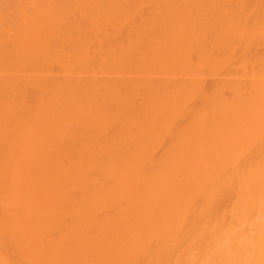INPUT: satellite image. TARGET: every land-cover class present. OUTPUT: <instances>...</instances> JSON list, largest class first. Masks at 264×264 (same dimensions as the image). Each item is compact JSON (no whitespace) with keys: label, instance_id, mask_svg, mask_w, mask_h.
<instances>
[{"label":"rangeland","instance_id":"obj_1","mask_svg":"<svg viewBox=\"0 0 264 264\" xmlns=\"http://www.w3.org/2000/svg\"><path fill=\"white\" fill-rule=\"evenodd\" d=\"M131 10L133 11L131 13L135 12L136 14H138V48L136 47V41H133L131 43L126 37H124L126 34V28H129V26L127 25L125 27V25L122 24L124 25V28L120 27L122 25H119V29L122 28V30H119L117 28L118 25L117 27L115 25H99L98 28H100L101 30H95L97 29L96 27H89L88 29V24H86V33H84V39H78L76 40V42H78L74 44L78 46L80 45L79 47L85 49V52L86 48H88V54L87 52L83 53L85 54L84 56H86V54L88 55V58L85 57L86 59H88L86 60V64H88L86 65V68L88 69L83 66L84 63H82L83 60L80 56L78 57L79 59L76 58L75 60H72L70 62V67L72 68V73L74 74V82H77V85L81 83L79 85L80 87L83 85L82 88H80L79 86L78 89L76 88L75 93L77 95L75 96V98L79 97L78 99H80L81 101H78L76 99L78 103L82 102L85 105V113L87 110L86 114H88V117H85L86 120H84L86 122V129H84L86 131L84 135L86 136V138H89V143L91 142V152H95L98 147H100L98 152L96 151L95 153V155H100L101 149H104V147L111 150L113 146H120L117 141H120V138H126L123 137L125 132L128 133V131H132V135L130 134L128 135L129 137L127 136V140L131 143L133 141L135 142V140L137 139L136 134H138V139L136 140V142L138 141V190L140 191L138 197H141L142 200L140 202V200L138 199L140 206L142 205L141 207H138V210H141V212L138 211V216H140L138 218L142 222L141 227L143 231L141 233L143 235L141 234L142 237L139 238L140 243L138 242V249L135 245H133L132 249L134 250V248H136L135 250H138L136 253L139 254L134 255L135 252L131 249L132 246L128 245L131 251L124 248L125 250L123 249V253H127L126 250H129L128 252L130 253H127L125 255L129 256L131 252H133V256L131 255L126 259V256L121 253V246L123 245L119 246V248L117 246H114L116 245L115 242L119 241H117V238L119 237L116 236V232L118 231V229L121 230V228H118L117 231L114 228L113 231L116 232H109L112 226L108 225V227L105 228L103 226L106 225L102 224L101 228V224L98 225L99 223H97V226H95V222L92 223L93 225L88 222V226H85L87 225L86 223L82 224V227L80 225H78L80 227H75L74 224H70L72 223L71 218L74 217H67L69 222L67 220L68 224L66 225H52L53 227L49 226L47 228L32 229L27 231V233L26 231L22 230L24 234L22 232L17 233L16 231H13L11 235H13L14 238L21 236L23 237V239L35 238L36 241H38L42 237L43 240L46 241L47 239H50L49 242H53V244H50L51 248H49V246L47 245H44V250L40 248L41 246H39L38 244L36 245V243L38 242H35L36 246H22L20 248L14 242L10 243L11 238L10 236H7L5 244L0 243V249L4 252L3 254V252H1L0 250V264H40L41 261H44L47 258L54 261L55 256L62 257L65 252V256L68 255V253H71L70 255H68V260H66V257L63 259L67 261L66 264H69V261L71 259V264H109V262L111 264V260L113 259H115V263L113 262L112 264H138L140 262V264H143L147 263L146 261L149 259V262H152L151 260H153V262H155L156 264H212L214 262L212 260L213 257L210 256L211 250H209L208 252V248L206 247L207 243L208 245L210 244L211 232L214 235V229H217V226L221 225L215 224V219H220L224 213L230 215L229 213L233 210L231 212V215L233 213V215L236 216H232L235 227L243 228H239V230L237 229V232L240 230H245L247 233L249 232V235H253L252 231L255 232L256 229L261 228L264 230V201L261 199L263 198L261 194H264V191H261V189L264 190V172L262 171V169L264 170V117H259V114L261 116V113L258 114V117H252L251 114V117H246V114L244 113L246 111L245 108L242 109L245 117H234L233 115V111L235 108H241L240 104H242L243 107H246L247 115H249L250 113V110L248 108L254 107L255 104L257 105L255 107H263H260V104L264 102V0H138V7H136L135 5ZM260 13H262L263 15ZM195 28H199L200 30H195ZM198 33L200 34V36H198ZM107 35L110 36L108 37ZM112 35H115L117 40H115V37L113 38ZM69 40L70 39H68L67 44H65L64 46H70L71 44H73V42L70 41V43ZM115 41H117V43H115ZM118 43H120L121 45ZM257 43L258 45H256ZM112 44H115V48H118L116 45H120V49L118 48L119 51L117 50V52L115 49L117 53L114 54V50L111 49L110 51H112V54L108 52L104 55V53L101 52L100 48H102V50L105 52L108 49L107 46ZM121 46H123L122 49ZM70 47H72V45ZM100 54L102 55L101 59H99V57H101ZM210 56H212V58ZM60 66V63L55 62L52 57L48 59L44 72L46 73L45 78L47 77V84H49V81L53 78V76H62V74H60V72L62 71L60 70ZM57 68H59L60 71ZM80 68L81 70H79ZM62 79L63 77L60 80ZM222 82L223 86L221 85ZM29 90L34 91V89ZM36 90L30 95H33L34 93H37L38 95L39 92H37ZM47 93L49 94V91L46 92V95ZM220 93H223L225 97L223 95L221 96ZM218 95L221 97H219ZM252 100H254L252 102L253 104L255 103L254 106L250 104L251 106L249 105L250 107H247V105L251 103ZM217 101L220 102L218 103ZM247 101L250 102L248 103ZM224 105H226L227 108ZM224 109L226 110V113L224 112ZM262 109L263 108H261L260 110L263 111ZM202 110L206 112V114L204 115L206 117L202 115ZM226 114L227 116H224ZM125 121H129L128 124ZM122 122H124L125 125ZM124 126H127V128H129L128 131H126L127 128H124ZM127 133L125 134V136L127 135ZM133 134H135L136 139L133 137ZM228 135L230 136L228 137ZM130 136H132L135 140L133 138L131 139ZM225 137L226 139H228H224ZM129 138L132 141L129 140ZM91 140L94 141L95 145L92 144L93 141ZM113 140L114 142H117L118 145L116 143H113ZM127 140H122L123 143L126 142V144L124 143L123 146L125 145L126 147L124 146V148L127 149L128 147V149L130 150L129 147H131L133 144L129 143L130 146H127ZM122 142L120 143L121 146ZM111 143H113L114 145ZM229 143L231 146H229ZM103 145L105 146L103 147ZM119 148L122 149V147ZM121 149L120 153H124L128 150L122 149L125 150L123 152ZM115 150L112 149L111 151L113 152ZM104 151L102 152L103 154ZM107 152H109V150ZM107 152H105L107 156V158H104V160L107 159L105 161L110 163L113 162L112 164H115L114 162L116 161L120 163L118 159L121 158V154L116 160L114 157H117L119 153L115 151L116 156L115 154H112L115 161L113 159L112 161L110 157V159L108 158ZM110 152L108 153L109 155H111ZM99 155L96 156L99 160L101 158V160L99 161L98 159L95 160L92 158L94 163L102 162L103 158L99 157ZM208 160H210L212 163L210 161L208 162ZM98 164L100 165V163ZM112 164L109 166H113ZM103 165L106 167V170H108V168L110 169V167L107 166L108 164L106 162H104ZM227 166L229 167L227 168ZM230 167L232 169V172H229ZM239 169L240 171H237ZM260 171H262V174L260 175L263 176H259L261 177V179L258 177ZM246 173L248 176L245 175ZM146 180L150 183H146ZM253 181L256 184L253 183ZM250 185L252 186L250 187ZM256 185L257 187H255ZM240 187H242L241 190L243 192L240 190ZM244 187H248L246 189L247 191H249L247 192ZM253 191H257L256 194ZM150 195L152 196L150 197ZM225 195L226 198H224ZM173 197H175L176 202L173 201ZM251 197L255 200H250ZM178 198L184 201L186 199L188 201L187 204H183L182 200L181 204L180 200L178 201ZM171 199H173L172 202H170ZM143 200L144 202L145 200H147L144 207ZM173 202L175 204L177 202L178 204L180 203V208L178 207V204L172 205L174 204ZM245 202H247V204H249L250 207L253 208L254 211H250L253 215H244V213H247L246 210H248L245 209L247 208V204ZM222 203H225L226 205H220ZM170 204L172 206H176L173 207V209H175L174 212L178 210L175 213L176 215H180V219L177 216L179 222L177 221L178 223L175 228L173 227L175 226L174 221H172L173 223L170 221V219L174 220L175 216L173 215L175 214L174 212H169L171 210L173 211ZM146 205L154 207V210L150 213L152 216H150V218L145 217L149 215L146 212H148L149 210L147 209L150 208H147ZM245 205L246 207H242ZM221 206L224 207L222 208ZM169 207L171 208L170 210H168ZM166 208L168 211L166 210ZM221 208L224 212L221 211ZM217 209H219L221 212H219ZM243 209H245L246 212L243 211ZM259 210H262L260 212V216L258 215ZM144 212L145 216L143 214ZM162 212L166 217L161 214ZM166 212H169L173 215L172 216L170 214L172 218L169 217V220V214L167 215ZM213 212L215 213V215ZM254 212L258 214L255 213L254 215ZM156 215H162L161 219L162 217L167 218L165 219L167 220V225L172 223V226L169 225L170 227H166L163 222L164 220L162 221L158 218H155L154 223V216ZM218 215H220V218L216 217ZM228 215L227 217L224 215L225 218L222 217L223 219L221 218V222L223 223L220 226L222 230H219V234L222 231H228L227 228L230 225V221H232ZM101 217L99 216L100 219ZM260 218L262 219V221ZM190 219L191 221H189ZM157 221L159 222L158 224H160V222L162 221L160 225H164H162L163 227H160V229L158 230L159 232L153 229L152 233L151 228H157L155 227L157 225ZM168 221H170L171 223ZM196 221L198 222L197 224ZM241 221H243L242 224H240ZM152 222L154 223V225L152 224ZM233 224L232 226L234 227ZM236 224H238L239 226ZM114 226H116L117 228L118 224H114ZM232 226L230 225V227ZM99 227L102 229L103 234L104 232L109 230V236L107 235V233H105L104 235H101V232L98 233ZM235 227L234 231H232L233 229L231 230V228L229 229V231L231 230L232 232L231 236L234 238V240L237 236V234H235L237 233L235 232ZM183 228L187 230H183ZM101 229L99 230L101 231ZM218 229L217 231H215V233L218 232ZM120 230L118 231V233L120 232ZM175 231H177V233H175ZM181 231L183 232V234L180 237ZM202 232H204L203 235H201ZM114 233H116V241H114L115 239H113L115 238ZM223 233L224 232H222V234ZM121 234L123 235L124 232ZM185 234H189V236L187 235L188 237H186ZM165 235H170L171 237L173 235V241L172 239L169 240L171 237L167 240L168 244L169 241L173 243L172 246L170 244H166L167 242L164 241ZM191 235L192 237H190ZM221 235L218 237H221ZM100 236L102 241L105 237L106 239L108 238V241H110V237H112V240L114 241L113 246L117 247L118 250L121 251L118 252L123 254L124 258L123 256H121V254L116 253V255H118L116 260V258H114L115 254H110L111 249H115L112 246L113 243L110 245V242H107L109 246L113 248L108 247V244L106 242L104 243H106L107 246L105 244H102L103 248L101 246L99 248V245H101L99 243L98 247L95 243V245H89L91 243L88 244L89 246L87 245V241H91V238L89 237H95L97 238L95 239V241H97L100 239ZM103 236L104 238H102ZM217 236L216 238L214 236V238L218 243L219 238ZM224 236H226L225 233ZM81 237L82 240H79V238L81 239ZM87 237L90 239V241L87 240L85 244L88 246L87 248H89L87 250L86 247H83L85 246V242L82 244L83 246H81V243H78L77 245V242L73 241L79 240L83 242L85 238L88 239ZM122 237L126 238L124 235ZM122 237H120V239ZM51 239L54 240L51 241ZM61 239H63V242H65L64 244L62 242V244L59 243V240ZM56 240H58L59 242H56L55 244L54 241ZM112 240L111 242H113ZM71 241H73L74 243ZM92 241H94V239ZM68 242L71 244V247H74V249H71L70 246L66 245ZM58 243L61 244L63 248L61 246L60 247L62 249L59 248ZM69 243L68 245H70ZM215 244L216 242L214 243V248ZM30 245H32V242L30 243ZM117 245H120V243H118ZM182 245L183 247H181ZM185 245L187 248L185 247ZM46 246L48 247L47 249L49 252L45 249ZM66 246L69 248V250ZM93 246L96 247L93 248ZM178 246L180 248H178ZM204 247L206 248L207 253H205L206 251L203 249ZM16 248L18 249L16 250ZM106 249L110 251V253L108 252L109 254L105 252ZM172 250L173 252H171ZM114 251L116 252L117 249ZM178 253L181 255H179ZM208 253L209 255L207 256L206 254ZM59 254H61L62 256ZM19 256L21 257L19 258ZM192 256H194L195 259ZM60 257L58 258L59 260H61L60 264H63ZM189 258L190 260L187 261V259ZM175 259H177V261H175ZM207 261L210 262L207 263Z\"/></svg>","mask_w":264,"mask_h":264},{"label":"bare ground","instance_id":"obj_2","mask_svg":"<svg viewBox=\"0 0 264 264\" xmlns=\"http://www.w3.org/2000/svg\"><path fill=\"white\" fill-rule=\"evenodd\" d=\"M216 4H217V2H216ZM135 5H136V7H138V0H0V243L1 244H5V240L7 239L6 237L10 236V238H11L10 243L14 242L20 248L22 246H26V247L27 246L28 247L29 246H36L37 244L39 246H41L40 248H42V249H43L44 245H47V246H49V248H51L50 244L51 243L53 244V242H49L50 239H47V241L49 242L48 243L46 240H43L42 237L38 241H36L35 238H34L35 240L34 239H28V238L23 239V237L18 236V234H17L18 237L14 238L13 235H11V233L13 231H16L17 233H21L22 230L26 231V233H27V231L32 230V229L47 228V227L52 226V225H57V226L66 225L69 222L67 217H69V218L74 217V218H71L72 223H70V224H74L75 227H77L78 225H80L82 227V224H86V223H87V225H85V226H88L89 223L92 224L95 222V226H97L96 224L99 223L98 225L101 224L100 225L101 228H102V224L106 225V226H103L105 228H107L108 225L112 226V228H111L112 231L110 229V231L108 230L109 232H116L118 228H121L122 232L120 229H118V231L120 230L121 233L124 232L123 235L126 237V238H123L122 237L123 235L120 232L118 233V231H117L116 236H118L119 238H117L115 236L116 233H114L115 238H113V239H115L114 241H116V238H117V241L118 240L119 241L115 242L116 245H114V241L112 240V237H110L111 238L110 241L107 240L109 238L108 237L109 233H108V231L105 230L106 232H104V234L107 233L108 236L105 235L106 237H108L107 239H106V237L104 238V236H103L102 238H104V240L102 241L101 236H100V239L99 238L98 239L101 241H99V240L95 241V239H97V238L89 237V238H91V241H90V239L87 237L88 239L85 238V240L82 242V241H79V240H82V237H81V239L79 238V240H76V241L73 240L74 242H77V245H78V243H81L80 245L83 246L82 244L85 242L84 243V245H85L86 241L89 240L90 242L87 241V245L89 243H91L89 245L97 244L96 246L98 247V245L101 244V245H99V248H100V246L103 248L102 244H105L107 246V244H108L107 242H110V245L113 243L112 246L114 245V246H117L118 248L121 245L125 246V247L121 246L122 252L119 251L117 247L113 246L115 249H113V250L111 249V253H110V251H108V249H109L108 247H110V248H113V247L109 246V244H108V247L105 246L106 248H108V249H106L107 251L105 250V252H107V253L109 252L111 255L115 254L114 258H116V260L118 257V255H116V253H119V252L123 253L124 248L130 250L129 246H132L131 247V249H132L133 245H135L136 248L138 249V247H139L138 242L140 241L139 238L142 237L141 232L143 231L142 227H141L142 222L138 218V217H140V216H138V211L141 212V210H138V207L140 206L138 199L140 200V202L142 201L141 197H138L139 192H140L138 190V141L136 142V140L138 139V134H136L137 139L135 137V134H133L134 135L133 137L136 140L132 136H130V138L131 139L133 138L135 140V142L134 141L132 143L129 142L127 140L129 137L128 135H130V134L132 135V131H128L129 128H127V126L126 127L124 126V128H127V130L126 129L125 130L128 131V133L125 132L123 137H126V138L125 139L120 138L121 139L120 141L122 142V140L123 141L127 140V143H128L127 146H130L129 143L133 144L131 147H129L130 150L128 149V147H127V149L129 151L126 148H124L125 145L123 146V144L124 143L126 144V142H124V143L122 142V146H121V144H120L121 142L117 141L120 145V146H117L119 151H118L117 147H114V146L112 149L113 150L117 149L115 151H117V153H119V154L117 155V157H114L112 154H115V151H113L114 152L113 153L111 151L112 149L111 150L106 149V147H104L105 145H103L104 149L103 148L101 149L100 155L96 154V155H99V157L103 158L102 162H95V163H97V164H95L93 159H95V160L98 159V157L95 155V153H96V151L98 152L100 147H98V149L95 152H91V144H90L91 142L89 143V141H90V140L88 141L89 138L88 137L86 138V136L84 135V133L86 131V130H84V129H86L85 128L86 122L84 120H86V118L88 117V114H86L87 110H86V113L84 112V110L86 109V107L84 108L85 105L82 102L78 103V101L80 100V99H78L79 97L75 98V96L77 95L75 93L76 88L78 89V86L81 83L78 82L79 84L77 85V82H74V74L72 73V68L70 67V62L72 60H75L76 58L79 59L78 58L79 56L83 60V62H82V63H84L83 66H85V68H86V65H88V64H86L87 63L86 60H88V59H86V58H88V55H87L88 54V52H87L88 48H86L87 54H86V56H84L85 54H83V53H86L85 49H83L82 47H79L80 45L78 46V45L74 44V43L78 42V41L76 42V40H78V39L80 40L82 38L84 39V33H86L85 32L86 31L85 30L86 24H88V29H89V27H91V28L96 27L97 29H95V30L100 29V28H98L99 25H101V26L102 25L103 26L115 25L116 27L118 25V27H117L118 29H119V25L124 24L125 27L127 25V26H129V28H126V30H125L126 34L124 33L125 34L124 37H126L131 43L133 41H136L137 42L136 47L138 48V19H137L138 14H136L135 12L131 13V12H133L131 9H133V7ZM260 14H262V13H260ZM261 23H262V21H261ZM124 25H122L120 27L124 28ZM120 29L122 30V28H120ZM195 30H200V29L195 28ZM99 31H97V32H99ZM193 31H194V28H193ZM247 31H248V29H247ZM201 34H202V32H201ZM116 35H117V33H116ZM107 36L109 37L110 35H107ZM112 36H113V38L115 37V40H117L115 35H112ZM198 36H200V34ZM203 36H205V35H203ZM68 39H70L69 42L70 41L73 42V44H71L72 47H70L71 45L70 46L69 45L64 46L65 44H67ZM110 39H111V37H110ZM204 41H205V39H204ZM92 42H93V39H92ZM115 43H117V41H115ZM196 43H198V42H196ZM118 44H120V43H118ZM185 44H187V43H185ZM120 45L119 46L116 45V46L120 49ZM256 45H258V43ZM107 47H108V49L106 50L107 52L106 51L104 52L102 50V48H100L101 52H103L104 55L107 54L108 52L111 53L112 52V51H110L111 49L114 50V52H113L114 54L119 51L118 48H115V44L109 45ZM122 48H123V46H121V49ZM100 49H99V51H100ZM115 49H116V51L117 50L118 51L116 52ZM197 49H198V47H197ZM207 50H205V51H207ZM256 51H259V50H256ZM210 53H211V49H210ZM207 54H208V52H207ZM50 57H52L55 62L60 63V65H61L60 70H62L60 72V74H62V76L61 77H59V76L54 77L53 76V78L49 81V84H47V82H46L47 77L45 78L46 73H44V72H45V66L47 65V61H48V59H50ZM210 57L212 58V56H210ZM101 58H102V55H101V57H99V59H101ZM211 61H212V59H211ZM78 65H79V63H78ZM49 66H51V65H49ZM77 68H78V66H77ZM57 69L59 70V68H57ZM86 69H88V68H86ZM79 70H81V68ZM52 72H53V70H52ZM62 77H63V79L60 80ZM56 78H58V79H56ZM223 82L221 83L222 86H223ZM82 86L81 87L79 86V87L82 88ZM222 86H221V88H222ZM36 88H37V90H36ZM29 89H34V91L36 90L37 92H39V94L37 95V93H34L33 95H30L34 91L33 90L30 91ZM47 91H49V94L47 93L48 96L46 95ZM220 94H221V96L223 95V93H220ZM215 95H213V96H215ZM221 96H219V97H221ZM253 101L254 100H252L251 103H249L250 101L249 102L247 101L249 103V104L247 103L248 104L247 107H250L251 106L250 104H252L254 106L255 103L253 104L252 103ZM210 102H212V101H210ZM217 102L219 103L220 101H217ZM223 104H222V106H223ZM262 104H260V107L263 106L261 108H263L262 110L264 111V104L263 105ZM240 105H241V108L237 107V109L236 108L234 109V111H233L234 117H245V116L249 117L250 114L252 117L253 116L258 117L259 113H261V116L259 114V117H264V114H263L264 112L260 110L261 108L255 107V106H257L256 104L254 107L248 108L250 110L249 115H247L246 107H243L242 104H240ZM224 106H226V105H224ZM226 108H227V106H226ZM243 108H245V110H246L244 112L246 115L243 113V110H242ZM203 110H205V109H203ZM203 110H202V115L204 116L206 114V112ZM259 111H261V112H259ZM203 112H205V113H203ZM224 112L226 113V110ZM227 114L224 116H227ZM93 115H95V114H93ZM214 116H216V115H214ZM204 117H206V116H204ZM230 119H232V118H230ZM165 120H166V118H165ZM125 122L128 124L129 121H125ZM122 123H124V122H122ZM124 125H125V123H124ZM108 127H110V126H108ZM129 132H131V133H129ZM138 132H136V133H138ZM126 133H127V135L125 136ZM229 136L230 135H228V137ZM130 138H129V140H131ZM224 139H226V137ZM91 141H93V140H91ZM112 142L117 144V142H114V140ZM113 143H111V144H113ZM92 144L95 145L94 141L92 142ZM110 146H112V145H110ZM229 146H231L230 143H229ZM101 147H102V145H101ZM119 147H122V149H126L127 151L122 150ZM120 149L123 152L124 151L125 152L120 153L121 152ZM108 150H109V152L111 151L110 154L112 155V157H111V155L108 154L109 153V152H107ZM103 151H104V154L102 153ZM105 152H107L108 158L110 157L111 160L113 159L114 161H115V159L117 160V158H119V156L121 154V156H120L121 158L118 159L120 161V163L118 161H116V162H114L115 164H112L113 160L112 161L110 160L112 163L105 161V160H107V159L104 160V158H107ZM141 155H142V153H141ZM115 156H116V154H115ZM212 157H214V156H212ZM223 157H225V156H223ZM100 160H101V158H100ZM209 161L210 160H208V162ZM104 162H106L108 164L107 165L108 167H110L109 165H111V164L113 166H111L110 169L108 168V170H106V167L103 165ZM98 163H100V165ZM101 163H103V164H101ZM228 167L229 166H227V168ZM229 169H228L229 172L230 171L232 172L231 167ZM237 171H240V169ZM262 171L264 172L263 169H262ZM262 171H260L258 177L262 176V175H260V174H262ZM197 173H199V172H197ZM216 173H217V171H216ZM245 175L248 176L247 173ZM263 175H264V173H263ZM169 176H170V174H169ZM105 178L107 179V181H110V182H107ZM256 178H255V180H256ZM259 178L261 179V177H259ZM250 179H252V178H250ZM231 180H233V179H231ZM263 180H264V178H263ZM228 181H229V179H228ZM146 183H150V182H148L146 180ZM250 183H252V182H250ZM253 183H255V182L253 181ZM245 185H248V184H245ZM251 186L252 185H250V187ZM255 187H257V185ZM255 187H253V188H255ZM241 188L242 187H240V190H241ZM244 188L246 189L248 187H244ZM160 191H161V189H160ZM246 191H247V189H246ZM261 191H264V190L261 189ZM253 192H255V191H253ZM256 192H255V194H256ZM261 195L263 197L261 199L264 201V194H261ZM151 196L152 195H150V197ZM232 197H235V196H232ZM173 198H174V200L171 199L170 202H172V200L174 202H176L175 197H173ZM224 198H226V195ZM259 198H260V196H259ZM151 199H153V198H151ZM252 199L253 198L251 197L250 200H252ZM179 200L181 202L182 199L178 198V201ZM227 200H230V199H227ZM254 200L255 199H253V201ZM143 202H144V200H143ZM145 202H147V200H145ZM145 202H144L143 207L146 204ZM182 202H183V204H185V203L187 204L188 201L185 199V201L182 200ZM182 202H181V204H182ZM249 202H251V201H249ZM245 203L247 204V202H245ZM253 203H251V204H253ZM177 204H178V202L176 204L174 203L172 205H177ZM181 204L180 203L178 204L179 208H180ZM223 204H225V203H222L220 205H223ZM248 205L249 204H247V208H245V209H248V210H246L247 213L245 214L243 212L245 216L246 215H253L250 211L253 212L254 210H253V208L250 207V205L249 206ZM263 205H264V203H263ZM146 207L147 208L150 207L149 209H147L149 211L146 212L149 215L145 216V212L143 214L145 217L150 218V216H151L150 213H151V211L154 210V207L153 206L151 207L148 205H146ZM173 207H176V206H172L171 208L173 209ZM221 207L223 208L224 206H221ZM242 207H246V205L242 206ZM171 208L169 207L168 210H170ZM222 208H221V211L223 210ZM245 209H243V211H245ZM254 209H256V208H254ZM166 210H167V208H166ZM174 210L175 209H173V211L171 210L169 212L173 213ZM217 210L219 212H221L219 209H217ZM145 211H146V209H145ZM165 211H163V212H165ZM177 211H175V212H177ZM261 211L262 210H259V214L254 212V215L256 213L260 216ZM263 211H264V208H263ZM163 212L161 214H163ZM169 212L168 213L166 212L167 215L169 214L168 220L170 219L169 217L172 218V216L175 215L174 220L170 219L171 222L174 221L175 226H173V227L175 228L177 223L179 222L180 215L178 213H177L178 215H176L175 212H174L175 214L172 215ZM222 212H224V211H222ZM231 212L229 213L230 215L224 213L223 216H221V218L222 217L225 218V216L227 217V215H228L230 217V219L232 220V216H234V217H236V216L233 215V213L231 215ZM170 214L172 216H170ZM199 214H200V212H199ZM214 215H215V213H214ZM262 215H263V213H262ZM97 216H98V218H97ZM99 216L100 217L105 216V217H110V218L104 217V219H103V217H101V219H100ZM161 216L160 215L154 216V223H155V218H158L159 220H162V221L164 220L163 222H164L166 227L167 226L170 227L169 225L172 226L173 222L171 223L170 221H168L171 224L168 223L169 225H167V222H166L167 220H165L167 218H164L166 216L164 215V217H162V219H161ZM177 216L179 219L177 218ZM194 216H195V214H194ZM196 216H198V215H196ZM203 216H204V214H203ZM219 216L220 215H218L216 217H219ZM191 218H192V216H191ZM221 218L215 219L216 220V221L214 220L215 224H217V225L221 224L222 225L223 222H221L222 221ZM181 219H182V216H181ZM67 220H68V222H67ZM138 220H139V222H138ZM217 220H218V222H217ZM263 220H264V218H263ZM162 221L160 222V224L162 223ZM189 221H191V219ZM243 221H241L240 224H242ZM261 221H262V219H261ZM232 222H233V220L230 221V223H229L231 226L234 223V222L233 223ZM154 223L152 222L153 225H154ZM158 223L159 222L157 221L156 222L157 225L155 226L157 228H154V227L151 228L152 229L151 232L153 231V229L158 231L160 229V227H163L162 225H164V224L160 225ZM197 223L198 222L196 221V224ZM249 223H251V222H249ZM114 224H118L119 227L117 226V228H116V226H114ZM230 225L227 228L228 231H226V232L222 231L226 234V236H224V233L222 234V232L219 234V232H220L219 230H222L219 225L217 226V229L219 228L218 232H216L219 235L215 233V231H217V229H214V231H213L214 235L211 232L210 236L213 239L210 238V240L211 241L213 240L212 241L213 243L210 241V244L212 245L211 246L209 244L210 249H209V245L207 243L206 248H208L207 249L208 252H209V250L212 251V252L210 251V256L213 257L212 260L214 262L212 264H264V230L261 228H260L261 230L256 229L255 232L252 231L253 235H249L248 234L249 232L247 233L245 230L244 231L240 230L237 232V229L239 230L240 227H238L239 225L236 224V225H238L237 226L238 228H236L235 223H234L233 225L236 229L235 232H237V233H235V234H237V236L235 237L236 239L234 240V238L231 236V234H232L231 230L233 229L232 231H234V227L232 226L233 227L232 228V227H230ZM247 225H248V223H247ZM80 226H78V227H80ZM261 226H262V224H261ZM100 227H99V229H101ZM254 227H252V228H254ZM114 228L116 231H113ZM174 228H173V230H174ZM230 228H231V230L229 231ZM99 229H98V231H99L98 233L101 232L100 234L104 235L102 232V229H101V231ZM183 230H187V229L183 228ZM50 231H48V232H50ZM193 231H194V229H193ZM204 232H202L201 235H203ZM40 233H41V231H40ZM175 233H177V231H175ZM118 234H120V235H118ZM128 234H129V236H128ZM182 234H183V232L181 231L180 237ZM245 234L249 235V236H246ZM178 235H179V233H178ZM187 235L189 236V234H187ZM187 235H186V237H188ZM212 235H213V237H212ZM217 235L218 236L221 235V237H218ZM165 236H167V235H165ZM165 236H164V241L167 242V240L171 236L170 235H168L169 237L168 236L165 237ZM214 236H215V238H216V236L219 238L218 243H217V240L215 241ZM222 236H224V237H222ZM120 237L123 238V239L121 238L123 241L120 239ZM172 237H173V235H172ZM172 237L169 240H171ZM177 237H176V239H177ZM190 237H192V235ZM30 238H31V236H30ZM92 238L94 239V241H92L93 240ZM53 240L51 239V241H53ZM61 240H59L60 242L58 240H56V241H54V243L56 244V242H59V243L62 242L64 244L65 242H63V239H61ZM111 240L113 242H111ZM73 241H71V242H73ZM172 241H173V239H172ZM187 241H188V239H187ZM187 241H185V242H187ZM31 242H32V245H30ZM33 242H34V244H33ZM35 242H38V243H36V245H35ZM104 242H106L107 244ZM215 242H216V244H215L216 249L214 248ZM59 243H58L59 248H61L62 243L61 244H59ZM68 243L66 245L71 247V244L69 243L70 245H68ZM118 243H120V245H117ZM166 244H168V242ZM169 244L171 246L173 245V243L170 241H169ZM87 245L83 246V247H86V250L89 249V248H87L89 245L88 246ZM47 246L45 247V249L48 251ZM81 246H80V248H81ZM96 246H93V248H95ZM64 247H65V245H64ZM181 247H183V245ZM185 247H186V245H185ZM72 248L74 249V247H71V249ZM136 248H134V250L132 249L135 252L134 255L139 254V253L138 254L136 253L138 251V250H135ZM178 248H180V247L178 246ZM200 248H202V247H200ZM206 248L204 247L203 249L206 251ZM17 249L18 248H16V250ZM67 249L69 250L68 247H67ZM67 249H66V251H67ZM104 249H102V250H104ZM116 249H117V251L115 252L114 250H116ZM174 249H175V247H174ZM129 250H126L127 253H130V252H128ZM207 251L205 253H207ZM214 251H216V252H214ZM1 252H3V251L1 250ZM5 252H7V251H5ZM171 252H173V250ZM121 253H119V254H121ZM127 253L124 252L123 254L125 255ZM132 253L133 252H131V254L129 256H131V255L133 256ZM189 253H190V251H189ZM3 254H4V252H3ZM65 254H66V252H65ZM65 254H63V256L61 254H59L62 257H60V256L56 257L55 256V258H54L52 256L54 258V261L52 259L49 260L47 258L44 261H41V262L39 261V262H40V264H51V263L52 264H60L61 260L58 259L60 257V259H62L63 264H66L67 261H65L63 259L66 257L67 258L66 260H68V257H69L68 255H70L71 253H68V255H66V256H65ZM123 254H121V256H123V258H124ZM184 254H185V252H184ZM179 255H181V254H179ZM192 255H193V253H192ZM206 255L208 256L209 253ZM129 256L127 255L126 259ZM190 256H191V254H190ZM20 257L21 256H19V258ZM119 257H120V255H119ZM186 257H189V256H186ZM192 257H194V256H192ZM90 258H91V256H90ZM15 259H17V258H15ZM111 259H113V258H111ZM194 259H195V257H194ZM208 259H211V258H208ZM71 260L69 261V264L72 263ZM188 260H190V258L187 259V261ZM206 260H207V257H206ZM111 261H112L111 264L113 262L115 263V259H113ZM149 261H150V259L146 261L147 263H143V264H156L155 262H153V260H151L152 262H149ZM175 261H177V259H175ZM208 262H210V261H207V263ZM140 263H138V264H140ZM4 264H7V263H4ZM89 264H92V263H89ZM109 264H110V262H109ZM157 264H159V263H157ZM167 264H169V263H167ZM174 264H176V263H174Z\"/></svg>","mask_w":264,"mask_h":264}]
</instances>
